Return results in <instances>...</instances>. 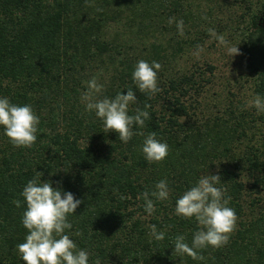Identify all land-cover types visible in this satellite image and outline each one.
Listing matches in <instances>:
<instances>
[{"label":"trees","instance_id":"16d2710c","mask_svg":"<svg viewBox=\"0 0 264 264\" xmlns=\"http://www.w3.org/2000/svg\"><path fill=\"white\" fill-rule=\"evenodd\" d=\"M225 2L0 0V98L30 105L40 121L30 148L14 147L0 126V264H24L16 250L27 235L20 193L38 172L41 183L82 201L64 234L89 253L88 264L97 258L101 264H264V113L244 107L229 89L224 97L208 94L214 66L207 60L179 63L208 38L212 47L219 41L230 18L222 22L213 10ZM237 2L243 4L236 37L244 75L251 98L264 97V0ZM140 60L161 65L153 95L133 83ZM107 64L112 72L105 84L98 75ZM94 77L103 85L96 99L131 87L137 100L128 114L150 113L143 128L133 125L144 135L123 143L117 133L103 132L81 100ZM152 132L169 147L161 163L147 162L141 152ZM202 175L220 176L217 186L230 197L236 228L225 246L199 250L203 260L177 257L176 236L191 246L199 226L175 216V203ZM165 178L169 197L149 196L155 211L148 215L141 194ZM150 225L165 233L163 240L150 235Z\"/></svg>","mask_w":264,"mask_h":264},{"label":"clouds","instance_id":"9594fccd","mask_svg":"<svg viewBox=\"0 0 264 264\" xmlns=\"http://www.w3.org/2000/svg\"><path fill=\"white\" fill-rule=\"evenodd\" d=\"M179 24L182 25V21ZM218 39L222 45L227 44L223 36ZM227 54L230 57L238 55L236 45L227 47ZM160 68L161 65L155 61L151 64L145 60L137 62L132 80L140 92L153 95L160 91L157 85V72ZM102 90L103 85L93 78L87 82V91L81 100L85 110L95 112V116L103 122V132L117 133L123 143H127L133 135H144L143 132H134L133 125L143 128L145 120L151 118L150 113L137 108L134 115L128 114L130 105L137 100L131 87L126 94L117 93L111 99H96ZM248 106L254 107L257 114L264 113V97L255 95ZM148 107L145 105V108ZM39 122V117L30 105L18 106L10 103L8 98H0V126L14 147L30 148L36 142ZM141 152L147 162L161 163L167 157L169 147L167 143L156 139V133L152 132L144 139ZM41 176L42 173L38 172V176L29 180L20 193L26 204L21 223L27 229V235L24 242L17 245L19 258L24 264H88L89 253L78 249L69 235L64 234L66 229L72 228L67 217L74 214L82 201L71 192L62 195L50 182L41 183ZM220 183L219 175H202L195 186L176 200L174 215L182 219L194 218L199 226L193 234L191 246L185 242V236H176L173 252L177 257L187 255L193 260H203L199 250L209 247L218 249L228 243L236 228L237 216L235 210L227 206L230 197L225 198L226 190L217 186ZM169 192L165 178L156 183L151 193H142L144 211L148 215L155 211L154 200L149 196L155 201H164L168 199ZM13 204L19 208L21 201L14 200ZM149 229L150 235L156 240L164 239L165 233L158 232L155 225H150ZM76 235L81 234L77 232ZM93 264H101L100 259L97 258Z\"/></svg>","mask_w":264,"mask_h":264},{"label":"rangeland","instance_id":"374dc122","mask_svg":"<svg viewBox=\"0 0 264 264\" xmlns=\"http://www.w3.org/2000/svg\"><path fill=\"white\" fill-rule=\"evenodd\" d=\"M220 9L221 11L219 9H214L213 16L221 18L222 22L224 19H227V16L230 18V26L224 28V33L222 34L224 39L227 41V44L222 45L220 41H217L212 47L209 46L210 38H208V40H206L205 44L199 50H190L184 53L180 58L179 63L181 66L188 67L189 64L193 63L197 59L199 61L202 59L207 60L214 66L213 85L208 87V94L218 95V93H220L219 96L224 97V92L229 89L230 91L237 93L242 100H245L240 102L245 103L244 107H247L249 102L252 100L250 96L252 83L251 79L246 78L244 75L246 70L242 64L243 61L240 60L241 57L240 49L238 48V37H236V35H238V28L242 26L240 14L243 12V4H239L237 0H226L224 8ZM214 23L215 21L212 24L214 25ZM190 37L193 36L191 35ZM235 45L239 50V54L230 57L227 54V47ZM111 72V65L108 66L107 64L105 70L101 74L99 73L98 81L105 84L109 83L108 78L110 77ZM94 78L96 79V77ZM85 84L86 83L84 82V85Z\"/></svg>","mask_w":264,"mask_h":264}]
</instances>
